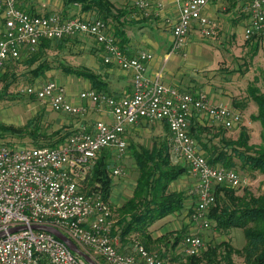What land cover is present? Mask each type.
I'll return each instance as SVG.
<instances>
[{
	"label": "built area",
	"instance_id": "1",
	"mask_svg": "<svg viewBox=\"0 0 264 264\" xmlns=\"http://www.w3.org/2000/svg\"><path fill=\"white\" fill-rule=\"evenodd\" d=\"M180 19L172 30V53L186 55L187 38L197 25L205 37H212L217 24L204 14L212 0H179ZM156 16L164 0H156ZM134 6L149 15L150 0H135ZM245 39L264 36V0H252ZM5 30L0 38V74L7 63L23 53H34L43 40H63L77 36L93 38L104 52V62L132 73V94L116 98L96 90H86L80 99L100 110L108 109L111 121L99 120L92 130L83 128L58 147L0 145V264H89L53 234L36 230L49 226L71 239L79 248L106 264H164L156 254L137 243L132 254L120 252L113 236L112 210L100 192L85 194L83 181L91 174L99 155L116 150L122 158L128 150L126 131L142 120L167 123L173 158H181L197 179V204L192 220L201 230L209 229L210 210L216 204V187L246 182L233 169L212 166L190 134V121L205 115L230 130L243 121L241 112L223 103L213 104L202 92H187L147 75L154 56L141 52L128 55L103 20L82 17L64 19L60 14L34 15L18 5V0H0ZM24 93L43 101L58 113L78 116L86 111L74 105L65 87L55 80L28 86ZM115 176L125 175L123 168ZM187 256L205 248L199 235L183 240Z\"/></svg>",
	"mask_w": 264,
	"mask_h": 264
},
{
	"label": "trees",
	"instance_id": "2",
	"mask_svg": "<svg viewBox=\"0 0 264 264\" xmlns=\"http://www.w3.org/2000/svg\"><path fill=\"white\" fill-rule=\"evenodd\" d=\"M63 2L62 16L64 18L68 17L69 8L76 5L80 6L81 13H94L96 16H89L87 19L103 20L109 26L110 22L120 21L122 16V10L116 12V8L110 0H63ZM115 34L116 38L118 36L120 46L125 50L123 45L124 33L117 32ZM68 41L69 38L43 40L36 52L27 53L29 58L23 62L24 65L31 68L36 65L31 70L35 77L45 75L47 71L53 69H61L67 75H78L90 80L93 89L99 91L104 83L99 76L89 70L75 68L63 61H59L60 64L57 66L53 65L51 50L61 49ZM263 41L264 36L259 35H254L247 40L250 56L255 57L258 54ZM19 59L14 60L10 69L16 68L15 63ZM248 96L258 105V114L252 118L261 123L263 132L261 145L250 143V135L246 127L242 128L235 140L226 138L224 131L226 129L222 125L217 126L218 132L215 133L212 128L196 122L190 125V134L198 142L202 154L210 165L239 169L250 173L260 172L264 175V92L257 86H250ZM235 103L241 107L240 102ZM167 129L169 132L168 126ZM32 131L31 133H24L23 130L0 125L1 137L20 139L18 143L10 140L3 144L8 146L28 145L23 142V139L28 138L35 147H58L73 135L55 134L52 137H47V134L40 135V133H36V130ZM170 136L171 134L169 137L165 136L159 141H155L150 148L140 145L138 147L132 146L139 170L136 188L133 195L121 206L109 205L114 221L113 236L123 238L137 235L148 251L154 250L165 239L167 242L172 241L170 234L174 235V232L153 239L151 227L157 221L181 211L188 199L184 192H174L171 189V185L185 173L186 168L178 164L173 158ZM111 164L109 153L104 151L91 174L84 181L83 192L85 194L100 192L103 199L109 203L114 189L113 179L110 175ZM236 193L234 188L228 186L216 187V204L211 208L209 217L212 222L217 223V227L221 231L229 232L233 229H242L247 239L246 245L237 249L232 245V242L226 240L221 243H206L205 248L198 255L186 256L187 264H237L234 259L235 255L242 258L243 264H264V193L260 196L248 192L238 196ZM183 237L182 234H177L172 247L177 246ZM165 257L166 255L163 254L160 258L165 259ZM98 260L103 264L102 259Z\"/></svg>",
	"mask_w": 264,
	"mask_h": 264
},
{
	"label": "rangeland",
	"instance_id": "3",
	"mask_svg": "<svg viewBox=\"0 0 264 264\" xmlns=\"http://www.w3.org/2000/svg\"><path fill=\"white\" fill-rule=\"evenodd\" d=\"M113 2V5L117 6L119 9L121 8V10L128 5L126 4L128 2L127 0H113ZM117 7H115L116 12L119 10ZM109 24L112 26L113 22H110ZM232 31L236 32L238 42H243V26H237L235 29H232ZM222 33L223 32H218L217 30L212 37H203L200 34H196L194 35V38L189 40V42L188 37L186 42V45L187 43L188 45L186 46L187 49H185L188 53L186 61H183L181 57H178L175 64L172 62H169L168 65L165 64L164 70H166L167 67V71H180L182 76L186 79L191 80V78H193L198 81V84H206L205 87L210 88V90L207 91L208 94H206L208 99H210L208 95L211 96L212 90L224 94L230 92L228 93L230 97L233 96L232 94L235 95V97L231 98L232 106H237L235 102H240L243 105L247 104V107L244 109L239 107V112H241L243 116L242 123L233 129L224 130L226 132V138L233 140L237 139L242 128L246 127L250 135V143L261 145L263 143L261 123L254 121L252 118V116L258 114V105L249 98L248 88L250 86H257L264 92V41L260 46L258 54L255 57H252L250 56L251 53L247 41L243 43H238L237 41L229 42L225 38V41L223 42V40L217 38V36L221 37ZM53 52H56V50H51L50 53L52 56L51 58H53L51 60L54 66L60 64L59 61H63L66 64L71 63L73 65H84L86 61L84 58L85 52L76 49L69 52L63 50L57 57L52 54ZM28 58L29 54L23 53L18 62L15 63L16 68L13 70L10 69V65L14 64L11 63L3 73L0 74V125L13 127L17 130L20 129L23 130L24 133H31L33 132L32 130H36V133H40V135L47 134V137H52L55 134L61 136L65 135V132L59 130L56 126L57 123L64 122V120L54 119L52 115L54 112L50 111L47 104L25 94L24 89L28 86H35L38 81L40 83L48 80H55L56 82H61L65 85L66 92L81 93V91L85 89L86 80L78 75L70 74L69 76H64L63 74L65 73L61 69H53L47 71L45 75L35 77L34 74L31 73V70L36 65L31 68L25 66L23 63L24 61H27ZM80 68H85V66H80ZM52 71L58 72L56 75H52ZM216 74L218 75V78H215ZM199 118H201L203 125L212 128V130H215L213 131L215 133L218 132L217 126L219 127V125L213 120L205 115L200 116ZM156 123L157 122H152L145 125L146 127L144 126L137 136L134 135L137 141L136 143L130 141L131 143L128 150L120 164H111L110 175L113 182L116 184H114V198L119 200L120 206L133 195L139 175L132 146L134 145L138 147L140 145L150 148L153 146L154 142L159 141L162 136L169 137L168 130L166 129V132H162V129H159L158 124ZM191 125H193V123H191ZM10 140L16 143L20 141V139L16 138L11 139L9 137L3 138L0 136V145ZM23 140L24 143H27L28 145L31 144V141L28 138ZM183 161L184 160L180 158L176 160L181 166H183ZM118 165L125 170V175H114L113 172ZM183 167H185L186 170H189L187 166ZM233 170L237 171L246 182L234 187L229 185L223 186L234 188L238 196L244 195L245 192L251 193L255 196H260L264 193L263 174L260 172L250 173L239 169ZM185 174L187 173L185 172ZM175 182L171 185L172 187L175 185ZM108 205L114 206L111 204V200H109ZM183 210L184 208L179 212L182 214L184 213ZM186 219L188 218L186 217ZM191 228L193 227L188 219L186 226L179 231V234H182L184 237L180 240L177 246L172 247L175 237L172 238V242H167L165 239L163 242H160L154 250H150L151 253L156 254L159 257L165 254V259H162L164 264H187V255L183 251L182 242L185 236L192 233L190 231ZM192 234L201 236L205 243H221L224 240L230 241L237 249L243 248L247 243V239L242 229H233L229 232H224L217 227L215 221L212 222L209 229L202 230L200 233L195 232ZM131 238H133V243L136 242L143 245L142 240L137 235ZM234 259L237 264H243L241 257L235 255ZM97 261L99 262V260Z\"/></svg>",
	"mask_w": 264,
	"mask_h": 264
},
{
	"label": "crops",
	"instance_id": "4",
	"mask_svg": "<svg viewBox=\"0 0 264 264\" xmlns=\"http://www.w3.org/2000/svg\"><path fill=\"white\" fill-rule=\"evenodd\" d=\"M110 1L114 3L113 0ZM127 1L128 2L126 4H128L129 6L128 5H127L128 7L125 6V8L122 10V16L119 19L120 21L113 23L112 26H110V30L114 35H116L115 33L117 32L124 33L125 35V40L123 43L125 48L124 51L130 56H136L141 52H150L151 54H153L154 58L148 64L147 75L149 78L156 79L157 77H160L161 82L164 83L165 85L174 87L182 91L203 92L205 94H208L207 91L210 90V88L205 87L206 84L203 85L198 84V81L193 78H191V80H188L182 76V73L180 71H176V72H174L173 70L167 71V67L166 70H164L165 64L168 65L169 62L175 64L176 59L178 57H181L183 61H186V59L188 58V53L186 50H185L186 55H183L182 53H172V45H173L172 30L174 25L180 19V1L164 0V8L161 11L160 16H156L154 14V12L157 10L156 0H150L151 8L149 9V15H147L145 12L138 10L134 6L135 0H127ZM18 2H19V7L21 9L34 15H51L57 13L62 16V13L64 11L63 0H18ZM251 2L252 0H212L208 4V6L204 10L205 16L216 22L217 24L216 31L218 30V32H223L221 37L217 36V38L223 40V42L225 41L224 40L225 38L229 42L232 41L238 42L236 38V32L232 31V29H235L237 26H243V42L249 40V39H245V30L250 22V13L248 12V7ZM119 10H121V8ZM69 11L70 12L67 18H64L62 16L64 19H70L73 17H82L87 19L89 18V16H95L94 13H81L80 12L81 8L79 5L70 7ZM4 25H5V17L3 16V14L0 13V38L2 37L5 30ZM196 34H200L201 36L205 37L202 31L200 30V28L197 25H194L188 36L189 37L188 42L190 39L194 38V35ZM243 42H238V43H243ZM75 49L81 52H85V56H84V58L86 59L85 64L73 65L70 63L67 65L73 66L75 68H80V66H85L87 70L99 76L100 80L104 84L102 85L99 91L96 90L97 92L105 93L109 96H113L116 98H123L126 96H130L132 94V73L122 70L121 68H119V66L115 64H106L104 62V56H105L104 52L93 38L85 37V36H77V37L69 38V41L63 47H61V49H57L56 52H53L52 54L59 55L60 52H62L63 50L69 52V51H74ZM185 49L187 48L185 47ZM11 63H14V60L9 61L5 69ZM10 66L12 68V65ZM57 72L58 71H52V75H56ZM63 75L69 76L67 74L66 75L63 74ZM215 78H218L217 74L215 75ZM84 80H86L85 89L82 90L81 93L90 89L95 90L93 89V85L90 80L86 78H84ZM46 82L43 81L39 83L38 81L37 82L38 84L36 83L35 85H41ZM61 84L65 87L63 83ZM81 93H77V92L68 93V98L74 105L84 106L86 108V111L78 116H71L68 114L55 112L47 104V106L50 108V111L54 112L53 114L51 113L54 119L64 120V122L57 123L56 126L59 130L65 132V135L74 134L75 132L80 131L83 128L92 130L94 124L99 120L111 121V115L108 112V109L100 110L96 106L90 105L88 101L80 99ZM228 93L230 92H226L224 94L220 92L217 93L212 90L211 96L208 95L210 98L209 100L213 104L223 103L225 105H228L229 107L238 109L239 111L240 110L239 106L236 107V106H232L231 104V100H232L231 98L235 97V95L232 94L233 96L230 97ZM240 106L242 107V109H244L247 107V104L246 105L240 104ZM200 116H203V114L194 115L191 118L190 125L191 123L195 124L197 119V122H199V124L203 126L202 124L203 122L201 118H199ZM152 122H157L156 124H158L159 129H162V132H166L168 130L166 126L167 123L165 122L142 120L136 126H133L132 128L126 131L125 138L128 142V145H130L131 143L130 141L136 143L137 140L135 136H137V134L141 132V130L144 128L145 125H148L149 123ZM161 138H163V136ZM29 146H34V144L31 143ZM105 151L109 153V158L111 159V162L114 165L120 164L125 156L124 155L122 158H120L116 150H105ZM102 153L99 155L98 159L101 157ZM174 159L177 160L178 158H174ZM183 162H184L182 163L183 166H187L189 168V166L185 163V161ZM119 167L120 165H118L117 168ZM185 172L187 174L184 173L175 182V185L172 187V191L184 192L188 196V199L185 202L186 205L183 210L184 213L181 214V212H178L157 221L151 227V233L153 239H158L170 232H174V235L170 234L171 238L176 237L177 234H179V231L186 226L188 219H189V223H191L193 227L190 230L192 233L195 232L200 233L202 231L198 227V225L193 222L191 218L192 212L195 209V206L198 201L197 195L195 194L197 179L192 175L190 169L189 170L187 169ZM82 184L83 187H85L84 181ZM113 184L115 183L113 182ZM115 185L110 200L112 205L120 206L119 200L117 198H114ZM186 217L188 219H186ZM192 233L190 235H192ZM133 236L135 235H130L123 238L119 236H115L118 240V248L120 252L125 254H132L134 252L137 243L136 242L133 243L132 240L133 238H131ZM93 258L95 260L99 259L94 256ZM103 264L106 263L103 261Z\"/></svg>",
	"mask_w": 264,
	"mask_h": 264
},
{
	"label": "water",
	"instance_id": "5",
	"mask_svg": "<svg viewBox=\"0 0 264 264\" xmlns=\"http://www.w3.org/2000/svg\"><path fill=\"white\" fill-rule=\"evenodd\" d=\"M35 229L36 230H44V231H47V232L53 234L54 236H56L57 238L62 240L72 252L83 257L89 264H99L91 255H89L88 253H86L82 249H80L71 239H69L67 236H65L62 232H60V231H58L52 227L45 226V225L36 226Z\"/></svg>",
	"mask_w": 264,
	"mask_h": 264
}]
</instances>
